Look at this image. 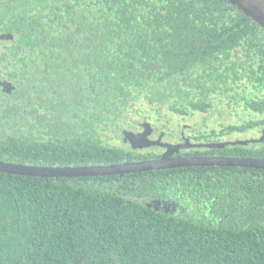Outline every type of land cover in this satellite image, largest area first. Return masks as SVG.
<instances>
[{"label": "trees", "instance_id": "16d2710c", "mask_svg": "<svg viewBox=\"0 0 264 264\" xmlns=\"http://www.w3.org/2000/svg\"><path fill=\"white\" fill-rule=\"evenodd\" d=\"M0 35V161L157 158L103 136L146 106L183 127L218 95L247 118L197 142L264 125V28L228 0H0ZM259 145L191 154L264 158ZM0 264H264V169L0 172Z\"/></svg>", "mask_w": 264, "mask_h": 264}, {"label": "water", "instance_id": "95a60500", "mask_svg": "<svg viewBox=\"0 0 264 264\" xmlns=\"http://www.w3.org/2000/svg\"><path fill=\"white\" fill-rule=\"evenodd\" d=\"M235 5L246 16L250 17L262 28H264V0H228ZM1 36V35H0ZM2 37V36H1ZM2 85V82L0 81ZM149 126V124H146ZM124 141H129L131 148H143L147 146H163L165 152L158 158L124 162L104 165H82V166H37L27 164H15L0 161V172L19 174L26 176L41 177H86L102 175H122L131 172H140L146 170L174 168L184 166H238L264 169V158L236 157V156H193V157H175L172 156L182 146L160 142V140H151L146 136V132L135 133L131 130H123ZM127 141V142H128ZM255 140H238L233 142H214V143H193L190 146L196 147H221L228 144H247Z\"/></svg>", "mask_w": 264, "mask_h": 264}, {"label": "rangeland", "instance_id": "374dc122", "mask_svg": "<svg viewBox=\"0 0 264 264\" xmlns=\"http://www.w3.org/2000/svg\"><path fill=\"white\" fill-rule=\"evenodd\" d=\"M143 116L147 117L146 118L147 121H150V123L147 122L149 126H147L146 124L143 125L144 122H146L144 121L145 119H143ZM254 117L257 118L258 115L254 114ZM245 118H247V114L245 113V115H243L242 108L238 107L234 103L227 105L225 103V100H223L218 95L215 105L208 112L206 113L194 112L185 121H182V123L189 125V127L192 128V130L201 128L202 131H205V130H209V128L218 129L221 126V124H229L231 122H236L242 119L245 120ZM129 119H131V121L133 120L137 121V124H135V128H134L136 129L135 131L136 133L146 132V135H147L148 132L150 131V128L154 126L156 128H159L160 130L169 129L167 130L168 135H166L164 140H167V138L168 140H173V139L178 140L176 132L180 129L181 126H179V123L177 122L178 119L175 116V114H173L167 108V106H163L159 110H157L156 107L149 108L148 106H146V110H144L140 114L135 110L131 111L129 114ZM123 130L125 129L117 128L116 131L114 132H106L103 138L107 142H110L112 144H120L124 146L130 145L128 140H127L128 143H126L127 141H124L123 139L124 137L122 134ZM147 130L149 131L147 132ZM184 130L186 132L188 129L185 128ZM256 131L253 130V131H248L246 133H243L242 134L243 138L241 137L240 138L242 140H247V139L255 140V142L249 141L247 145H252L255 143H259V142L264 143V130L260 131L259 129L258 130L256 129ZM152 140H160V142H167V141H162L160 138L158 139L156 138ZM225 142H229V141H225ZM156 146L157 145H155V147L147 146V147L137 148V149L140 151H152V152L155 151V152L160 153L162 148H164L163 146H159V147H156Z\"/></svg>", "mask_w": 264, "mask_h": 264}, {"label": "flooded vegetation", "instance_id": "af4514ba", "mask_svg": "<svg viewBox=\"0 0 264 264\" xmlns=\"http://www.w3.org/2000/svg\"><path fill=\"white\" fill-rule=\"evenodd\" d=\"M4 72V70H2V73ZM1 73H0V81L2 82V81H4V78L3 77H1ZM1 84H0V89H1ZM143 125H145V124H143ZM226 125H228V124H226ZM185 128H187L188 130L185 132ZM256 129L258 130H260V131H263L264 130V125L263 126H259V127H256V128H254L253 130L254 131H256ZM167 130H169V129H166V130H160L159 128H156V127H154V126H152L151 128H150V131L149 130H147V132H148V134L146 135L149 139H158V138H160L162 141H167V142H169V143H173V144H181L182 146H184V147H181L180 149H178V151L177 152H174L173 154H172V156H175V157H193V156H235V155H226V154H218V153H210V154H208V153H206V154H198V155H195V154H191V152L193 151V150H196V149H199V150H204V149H210V147L208 148V147H196V146H190L191 144H193V143H209L208 141L207 142H197V141H199V139L198 140H196L195 139V137L199 134V133H195L194 132V130H192V128H190L189 127V125H187V124H184L183 125V127L181 126L180 127V129L176 132V135H177V137H178V140H175V139H173V140H168V138H167V140H164L165 139V137H166V135H168L167 133H168V131ZM252 130V131H253ZM131 131H136V129H134V130H131ZM206 131V130H205ZM257 132V131H256ZM136 133V132H135ZM242 134L243 133H231V134H229V135H226V136H224V137H222V141L221 142H225V141H230V142H233V141H238V140H242L241 138H243L242 137ZM241 137V138H240ZM126 143H128V142H126ZM210 143H212V142H210ZM257 146L259 145V144H262V146H264V143L263 142H259V143H255ZM235 145H241V144H228V145H225V146H235ZM245 145V144H244ZM225 146H223V147H225ZM259 146H261V145H259ZM152 147H155V146H152ZM156 147H159V146H156ZM165 147L164 148H162V150L160 151V153H159V157L161 156V154L162 153H164L165 152ZM138 150V149H137ZM236 157H244V156H236ZM158 158V157H157Z\"/></svg>", "mask_w": 264, "mask_h": 264}]
</instances>
